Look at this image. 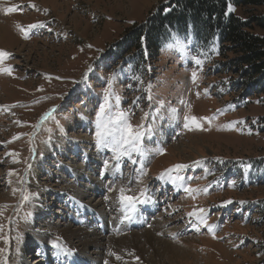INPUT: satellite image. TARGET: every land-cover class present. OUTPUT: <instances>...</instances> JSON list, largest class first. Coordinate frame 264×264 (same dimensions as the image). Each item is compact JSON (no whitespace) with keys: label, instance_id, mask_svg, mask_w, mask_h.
Wrapping results in <instances>:
<instances>
[{"label":"rangeland","instance_id":"obj_1","mask_svg":"<svg viewBox=\"0 0 264 264\" xmlns=\"http://www.w3.org/2000/svg\"><path fill=\"white\" fill-rule=\"evenodd\" d=\"M170 3L0 0V50L9 54L0 68L12 70L11 74L0 72V249L4 250L0 260L6 264H40L37 258L30 262L39 251L36 242L51 246L60 238V244L79 245L63 233L66 227L77 230L61 221L74 213L68 195L102 210L108 218L116 215L121 188L130 189L126 194L131 195L146 190L150 197L146 207L156 202L161 209L149 216L148 228L108 238L96 233L106 245L97 253L94 239L96 248L80 251L86 260L264 264L262 97L242 86L239 74L225 70L226 59L214 48H201L190 38L172 35L159 56L149 62L120 52L118 43L127 29L145 25ZM8 8L16 11L6 13ZM262 14L263 7L239 9L242 17ZM255 31L264 35L260 28ZM177 36L183 45L176 46ZM196 58L202 61L199 67ZM110 77H114L110 90L120 97V109L130 114L132 125H143L144 175L139 163L136 167L126 157L119 171L110 167L100 175L106 159L116 164L113 153L105 149L108 152L100 154L96 142L97 115ZM149 85L151 101L145 91ZM137 97L138 106L133 105ZM52 109L58 111L52 113ZM192 117L197 118L195 122ZM84 151L98 161L86 166ZM72 152L78 153L74 159ZM133 159L140 158L134 154ZM176 165L187 167L169 173ZM76 170L93 174L92 186L102 193L84 191L81 187L87 179L69 177L72 171L77 175ZM9 172L14 174L9 176ZM110 187L115 190L109 191ZM185 187L194 191L186 192ZM71 188L86 192V198ZM22 193L29 199H22ZM36 205L39 209L49 205L51 211L40 217ZM136 211L147 213L142 204ZM145 235L151 238L149 243Z\"/></svg>","mask_w":264,"mask_h":264},{"label":"trees","instance_id":"obj_2","mask_svg":"<svg viewBox=\"0 0 264 264\" xmlns=\"http://www.w3.org/2000/svg\"><path fill=\"white\" fill-rule=\"evenodd\" d=\"M257 7L264 8V0H171L145 25L127 29L118 46L123 54L149 62L172 35L190 38L201 48H214L226 59L225 70L239 74L242 86L264 100V35L255 31L264 30V14L239 15V9Z\"/></svg>","mask_w":264,"mask_h":264},{"label":"snow or ice","instance_id":"obj_3","mask_svg":"<svg viewBox=\"0 0 264 264\" xmlns=\"http://www.w3.org/2000/svg\"><path fill=\"white\" fill-rule=\"evenodd\" d=\"M233 9L229 7V11H232ZM13 11H16L14 8H8L6 9V13H11ZM40 27H43V25H39ZM32 28L37 27V25L30 26ZM27 38V37H26ZM176 46H181L184 43V40L180 37H175ZM170 47L172 45H169ZM91 47V46H89ZM9 54L0 50V63L3 62V58L8 57ZM194 63L199 67L202 64V61L199 58L194 59ZM11 69H4L0 68V72H7L8 74H11ZM92 71L91 66L89 67V72ZM87 78V74H85V79ZM114 77H110L108 81L106 82V88L105 92L103 94V104H101L99 108V112L97 115V131H96V142L97 147L99 149L107 148L113 153L112 159L116 161V164L113 166L111 165V162L109 160H105L103 164V170L101 171L100 175L103 177L105 172H107L110 167L112 170L119 171L121 167V162L123 158H127L130 163L133 165H136L139 163V171L142 175L146 174L144 172V157L146 155L145 150L142 147V140L144 138V130L143 125L134 126L130 122V114L119 107L120 103V97L115 95L114 92H112L111 86H112V80ZM197 78V74L194 71L192 74L193 82H195ZM137 81L139 83H143L142 79L140 77H136ZM151 85L148 86L145 91L149 93L147 96V99L151 101L152 97L150 94ZM115 101V104L112 103V101ZM140 97H137L136 100L133 101V105L138 106ZM161 107H163V102H161ZM51 111H55V109H52ZM50 116V113L46 114L45 119H47ZM188 117H185V127H188ZM197 118L192 117V121L195 122ZM197 127L199 125L197 124ZM11 142V141H10ZM158 152L160 154L163 153V149H159ZM139 157L140 159H133V155ZM9 155H13L12 153H9ZM18 162V161H13ZM199 163V162H196ZM187 167L186 165H176L174 166V169L168 170L169 173L172 171H178L181 169H184ZM14 173L9 172V176L13 175ZM165 174H161V178H163ZM179 178V177H177ZM175 183V179L172 181ZM115 189L110 187L109 191H114ZM15 191V190H14ZM130 189L121 188L119 190V195L117 197L118 202L122 206V211L124 212V219H130V214L136 211V207L138 204H146L150 202V197L147 195L146 190H141L138 195H131L126 194L129 193ZM184 191L186 192H192L191 188L185 187ZM22 199L28 200L29 196L24 195L22 193ZM107 199V197H105ZM69 203L74 204L77 208H84L85 206L83 203L79 200H77L74 196L68 195ZM7 207V205L3 206ZM201 212H203V209H200ZM189 215H195V213H189ZM201 223L207 224V221L203 217H198ZM209 231H212V228L209 227ZM60 238H57L56 240L51 242V246L56 249L61 254L65 255L66 257H71L72 250L68 249L66 246L58 243ZM8 241L6 240L5 243ZM4 250L0 249V253H2ZM110 255H114V253H110ZM117 259H120L119 256H117ZM0 264H6V261L0 260Z\"/></svg>","mask_w":264,"mask_h":264},{"label":"bare ground","instance_id":"obj_4","mask_svg":"<svg viewBox=\"0 0 264 264\" xmlns=\"http://www.w3.org/2000/svg\"><path fill=\"white\" fill-rule=\"evenodd\" d=\"M0 36H1V34H0ZM79 131H77L76 133H78ZM69 134V133H68ZM62 143V142H61ZM84 147V146H83ZM71 158V157H70ZM87 159V158H86ZM37 160H39V159H37ZM58 161V160H57ZM93 160H87L86 161V165H88L89 164V162H92ZM96 161V160H95ZM39 162V161H38ZM37 163V162H36ZM46 163V162H45ZM96 163V162H95ZM39 165V164H38ZM41 165V164H40ZM80 170V169H79ZM79 170H76L77 172V175L74 173V171H72L71 173H70V175H71V177H73L74 178V180H82L83 178H88L87 180L90 182V184H91V188H87V187H85V186H88L89 184H85L84 185V187L82 186L83 184H81L80 183V185L82 186L81 188L84 190V191H91V192H97L96 191V188H94L92 185V183H91V175H86V174H83V173H81ZM79 171V172H78ZM82 172H83V170H81ZM89 174V173H88ZM165 180V179H164ZM172 183V182H171ZM167 184V183H166ZM165 184V185H166ZM168 184H170V183H168ZM96 186V185H95ZM71 189H73V188H71ZM74 190V192H76L77 193V195L79 194V193H81V198H84L83 197V193H86V192H84V191H82V190H77V189H73ZM56 194V193H55ZM60 194V193H59ZM87 195H89V194H87ZM80 198V197H79ZM86 198V197H85ZM81 201H83V200H81ZM153 203V202H152ZM84 204V206H87V207H89V206H91V204H89V203H87V202H85V203H83ZM99 206V205H98ZM35 208V207H34ZM49 205L47 206V208H40L39 209V205H36V212L38 213H36L37 215H40V217H45V215L47 214V212H50L51 211V209L49 210ZM95 208V207H94ZM37 217V216H36ZM64 225H67V224H64ZM63 226V225H62ZM69 226V225H68ZM71 227V226H70ZM63 228V227H62ZM77 230H74V231H72L71 229H69V227H66L65 228V230H64V234H68V236H70V238H72V239H74V240H78L79 241V245H77V246H70L69 244H67L66 242H65V246H70L72 249H74L76 252H79L80 253V251H81V253H82V250H85V249H87V248H96V246H95V243H94V239L96 240V243L99 245V248L97 249L98 251H97V253H100L99 252V250H102L103 249V247H105V245H103V244H101L99 241H98V239H102V238H100V237H98V235H96V233L95 232H93L92 230H88V229H86V231L84 230V229H82V228H76ZM62 230V231H63ZM62 231H60L61 233H62ZM43 234H44V232H43ZM43 234H41V239L43 240L44 239V236L45 235H43ZM98 234V233H97ZM150 234V233H149ZM146 236V239L148 238V243L150 242V240H151V238L149 239V237L147 236V235H145ZM46 238V237H45ZM40 239V240H41ZM108 245L107 246H109L110 245V242H108L107 243ZM177 252V251H176ZM81 258L84 260V261H87L85 258H84V256H82L81 255ZM102 260H104L103 258H99V257H97V259H96V262L98 261V262H100L101 264H102ZM95 261V260H94ZM19 264H27V262H25V261H19ZM98 264V263H97Z\"/></svg>","mask_w":264,"mask_h":264}]
</instances>
